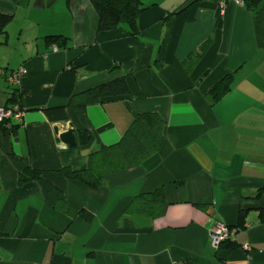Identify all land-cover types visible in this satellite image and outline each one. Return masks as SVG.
Listing matches in <instances>:
<instances>
[{
    "label": "crops",
    "instance_id": "obj_1",
    "mask_svg": "<svg viewBox=\"0 0 264 264\" xmlns=\"http://www.w3.org/2000/svg\"><path fill=\"white\" fill-rule=\"evenodd\" d=\"M192 1L143 0L133 37L128 25L100 32L90 0H0V13L14 15L0 44V109L11 92L5 76L26 71L23 126L16 138L0 134V264H264V49L240 0ZM52 35L69 38V48L47 47ZM124 75L127 99L91 106L82 119L66 107ZM228 75L229 93L212 105L211 90ZM143 113L167 127L160 153L137 170L97 191L64 179L53 180L56 189L19 186L27 167L83 170ZM70 128L75 149L59 139ZM161 188L160 217L126 213L136 196ZM59 194L77 217L54 209ZM246 209L245 229L231 236L236 248H215L212 229L235 226Z\"/></svg>",
    "mask_w": 264,
    "mask_h": 264
},
{
    "label": "trees",
    "instance_id": "obj_2",
    "mask_svg": "<svg viewBox=\"0 0 264 264\" xmlns=\"http://www.w3.org/2000/svg\"><path fill=\"white\" fill-rule=\"evenodd\" d=\"M30 1L14 0L18 7H27ZM90 1L98 14V30L100 32L113 31L123 25H128L131 36H138L137 19L147 9L143 5V0ZM201 1L206 0H193L190 5ZM221 1L226 3L224 0ZM240 1L252 13L257 45L260 49H264V0ZM172 15L177 16V13ZM13 21L14 15L0 13V44L7 43L8 27ZM218 25H221L220 21ZM44 41L49 48L56 47L58 50L69 48V38L62 35L48 36ZM208 46L209 42L202 47L201 54L192 56L190 61L196 62L208 50ZM192 63H187L186 66L191 67ZM15 73L5 76L6 83L10 84L9 88H11L10 98L5 110L14 111L16 109L18 113H24L22 95L19 92L18 84L25 77V74L19 82L12 83L11 78ZM127 79L128 76L124 75L98 87L77 93L69 99L66 107L74 112L76 118L82 119L86 117L87 110L91 106L125 100L131 96ZM231 81L232 75H228L211 90L209 95L212 105L218 104L229 93ZM22 126V123H17L13 118L4 119L0 122V134L8 138H16ZM166 127V121L158 113L139 114L118 143L111 146H102L98 150L92 151L87 157V166L83 170L75 171L71 168H63L53 171H41L27 167L19 173L18 184L23 187L32 183L46 182L56 189L53 186V180L64 179L82 185L91 191L100 190L105 186L109 176L123 171H135L148 159L159 154L164 145ZM58 191L60 190L58 189ZM165 205V192L161 188L154 192H146L136 196L130 202L126 213L132 216L155 219L162 215ZM198 207L204 210L207 208L202 205ZM54 209L71 219L80 214L61 195L55 199ZM248 214L249 210H241L237 224L229 227V231L234 233V231L240 232L245 229ZM261 218L264 221V211H261ZM222 247L236 248L232 244L231 238L218 248Z\"/></svg>",
    "mask_w": 264,
    "mask_h": 264
},
{
    "label": "built area",
    "instance_id": "obj_3",
    "mask_svg": "<svg viewBox=\"0 0 264 264\" xmlns=\"http://www.w3.org/2000/svg\"><path fill=\"white\" fill-rule=\"evenodd\" d=\"M234 1V0H232ZM26 74L25 70H21L12 76L11 82L17 83L20 81L21 77ZM13 118L14 121H21L23 118V113H18L17 110H5L0 109V122L4 119ZM233 233L229 231V228L221 223H218L210 232V238L214 244L215 248H218L222 243L229 240Z\"/></svg>",
    "mask_w": 264,
    "mask_h": 264
},
{
    "label": "water",
    "instance_id": "obj_4",
    "mask_svg": "<svg viewBox=\"0 0 264 264\" xmlns=\"http://www.w3.org/2000/svg\"><path fill=\"white\" fill-rule=\"evenodd\" d=\"M55 131L57 134L59 133L58 129H56ZM59 139L64 145L68 146L69 148L71 149L77 148L74 128H70L68 131L59 134Z\"/></svg>",
    "mask_w": 264,
    "mask_h": 264
},
{
    "label": "rangeland",
    "instance_id": "obj_5",
    "mask_svg": "<svg viewBox=\"0 0 264 264\" xmlns=\"http://www.w3.org/2000/svg\"><path fill=\"white\" fill-rule=\"evenodd\" d=\"M226 7H227V6H225V5L223 4L222 9H223V10H226Z\"/></svg>",
    "mask_w": 264,
    "mask_h": 264
}]
</instances>
